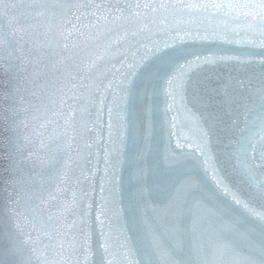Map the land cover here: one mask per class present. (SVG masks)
Segmentation results:
<instances>
[{
    "label": "snow or ice",
    "instance_id": "snow-or-ice-1",
    "mask_svg": "<svg viewBox=\"0 0 264 264\" xmlns=\"http://www.w3.org/2000/svg\"><path fill=\"white\" fill-rule=\"evenodd\" d=\"M26 9L22 21H9L6 29L0 26V60H3L5 53L10 57L19 54L36 79L43 75L44 69L59 71L80 56L82 50L93 47L90 58L83 65V71L90 72L111 53L117 43L131 37H143L137 48L124 50L125 56L120 62L121 67L127 68V80L130 81L135 69L147 61V54L153 51L154 45L156 52L161 51V42L152 37L158 31L168 30L171 34L170 21L180 23L174 29L175 36H171L173 41H183L193 34L197 38L211 35L221 40H230L231 35L237 37V43L255 42L264 48V0H28ZM10 41L15 42L14 49L9 47ZM169 46L165 40L164 47ZM261 63L264 64V60ZM196 67V61L190 60L179 65L166 80L164 92L168 98V134L172 144L164 150V162L170 167L185 160L197 165L216 194L264 227V210L255 209L242 192L227 182L217 165L209 128L201 122L200 116L186 108L187 80ZM113 68L120 71L115 65ZM77 80L80 82L77 83ZM90 86V80L72 76V89L78 90V95L84 97L81 112L85 114H89L85 90ZM108 112L112 152L106 151L105 158L107 160L109 155L116 158L113 164L115 169L116 165L122 163V146L128 134L127 115L123 108L115 115L111 108ZM178 115L189 122L191 138L187 133L177 134ZM51 123V120H43L37 126L34 121H23L26 131L23 135L24 145L19 150L22 154L26 150L29 160L35 157L34 163L38 165H42L50 153V142L60 135L55 128L48 133ZM152 132L149 109L134 172L138 181L145 175L139 161L150 150ZM251 149L254 160L258 154L264 155V136L259 144L253 143ZM245 174L257 195L264 199V176L258 178L251 170ZM67 175L65 171L62 179ZM60 191L58 186L57 192ZM116 192L118 188L113 186L105 201V215L110 213L106 225L101 221L100 211L97 212L99 238L95 243L85 219L88 214L77 213L75 192L71 200H60L46 216L30 212L29 204L39 197L41 205L47 206L49 201L56 199L55 195L43 197L28 190L18 192L16 210L13 212L16 234L10 237L12 246L9 251L30 249L37 264H96L97 255L102 256V264H144L137 257L132 239L122 223V213L115 202ZM192 194L198 195L192 201L190 242L187 247L184 239L176 235L174 226H157L155 223L165 210L149 205L150 211L142 219L143 241L151 257L148 264H173L177 250L184 255L179 264H255L248 253L249 248L257 246L251 230L246 229L238 219L228 216L227 209L213 205L215 195L205 189L200 176L185 173L176 183L174 199L183 201ZM166 240L172 243L167 244ZM259 248L264 254V237L259 241ZM28 264H32V261L29 260Z\"/></svg>",
    "mask_w": 264,
    "mask_h": 264
},
{
    "label": "water",
    "instance_id": "water-1",
    "mask_svg": "<svg viewBox=\"0 0 264 264\" xmlns=\"http://www.w3.org/2000/svg\"><path fill=\"white\" fill-rule=\"evenodd\" d=\"M27 3L28 0H0V26L6 29L9 21H22ZM170 24L171 34L168 30L158 31L152 37L161 42V51L156 55L167 60L154 71L152 77L160 107L163 108L167 78L179 65L195 60L197 67L188 77L185 103L209 128L217 165L223 169L229 162L235 164L239 149L251 151V145L259 144L264 136V64L261 63L264 60V48L255 42L237 43V37L231 35L230 40H221L211 35L208 38H197L193 34L183 41H173L171 36H175L174 29L180 23L170 21ZM165 40L170 45L167 48L164 47ZM9 47L14 49L15 42L10 41ZM173 52L180 56L168 59ZM151 64V60L147 61L140 73H146ZM71 85L72 76L64 71L44 69L43 75L36 79L32 76V69L19 58V54L10 57L5 53L3 60H0V264H28L29 260L37 264L30 249L9 251L12 246L10 237L16 234L13 212L16 210L17 193L28 190L40 194L47 187L46 178L52 171L50 167L34 163L35 157L29 160L26 150L23 154L19 150L24 145L25 119L34 121L37 126L43 120H51L48 133L53 128L60 133L50 143L57 149L56 166L62 165L69 177L68 183L64 185L68 190L66 200L72 199L73 192L77 194V213L88 214L85 219L91 228L94 243L99 238L97 212L100 211L101 221L106 225L110 213L105 215L104 205L113 186L118 188L115 202L122 213V223L129 229V201L133 190L142 187L153 150L156 147L163 149L167 144L163 111L157 110L156 99L152 96L153 89L149 87L142 97H135L125 111L128 134L122 146V163L114 169L116 158L111 155L107 160L105 158L106 151L112 152L107 111L100 119L94 114L82 113L81 101L84 97L79 96L78 90L72 89ZM149 109L153 130L151 146L146 156L139 161L140 167L145 169V175L138 181L134 172L143 144ZM225 177L227 182L239 190L227 175ZM200 179L205 189L215 195L213 205L227 209L228 216L238 219L246 229L251 230L257 246L249 248L248 253L255 264H264V254L259 248V241L264 237V227L216 194L202 174ZM247 180L253 195L259 197L248 176ZM128 235L137 257L148 264L151 257L145 246L134 241V231L129 230ZM95 259L96 264H102L101 255Z\"/></svg>",
    "mask_w": 264,
    "mask_h": 264
},
{
    "label": "clouds",
    "instance_id": "clouds-1",
    "mask_svg": "<svg viewBox=\"0 0 264 264\" xmlns=\"http://www.w3.org/2000/svg\"><path fill=\"white\" fill-rule=\"evenodd\" d=\"M143 39V37H131L117 43L113 46L111 53L106 55L90 72H84L83 65L90 58L91 52L94 50L93 47L82 50L80 56L74 61H70L68 66L59 71L67 72L70 76H82L91 81L90 88L85 90L86 102L88 104L89 115L94 114L97 119L102 118L105 110L109 115L108 110L110 108L113 115L120 111L121 108L127 111L131 101L135 97H142L147 89L152 87V96L156 99L157 110L163 111L164 125L167 131V144L163 149L156 147L153 150L148 172L142 181V187L133 190L129 201L128 219L130 227L127 231H134L136 233L134 241L144 245L142 219L144 214L150 211L149 205H151V208L165 210L164 214L155 221L157 226L160 224L174 226L176 235L184 239L185 246L187 247L190 242L189 230L193 212L192 201L198 194H192L186 200L177 201L174 199L175 186L179 178L185 173L198 176L202 173L197 165L187 160L177 166L170 167L165 164L163 159L165 148L172 144V140L168 134L169 114L166 110L168 98L166 95L164 96L163 108L161 109L159 96L156 91V84L152 77L154 71L160 67L162 63H166L167 60H162L156 55V46L154 45L153 51L147 54V61L151 60L152 64L148 66L146 73H140V69L142 66L146 65L147 61L142 62L140 66L135 69V74L132 76L131 80L128 81V70L126 67H121L120 62L125 56L124 50L126 48L129 50L137 48L140 41ZM179 56V53L173 52L168 59ZM114 65L120 69L119 72L113 68ZM138 73L140 74L138 75ZM79 82L78 80V83ZM186 108H188L187 105ZM191 112L197 115L194 111L191 110ZM185 133L191 138L192 132L189 122L186 121L182 115H178L177 134L183 135ZM56 150V146H51L50 153L45 157L44 163L40 165L41 167H50L52 169L51 174L46 178L47 187L40 194H42L43 197L55 195L56 199L49 201L47 206H42L40 198H34L30 212L34 211L37 215L43 214L46 216L49 210H54L60 200L67 199L68 190L64 185L68 183L69 177H64L62 179L64 168L62 165L60 167L56 166ZM222 170L224 174L236 184L240 192L248 197L250 204L255 209L258 211L264 210V199L253 195L250 182L247 180V176L244 175L247 170H251L258 178L264 176V155L258 154V158L254 160L252 159V150L242 149L235 164L229 162L221 171ZM58 186L61 189L60 192H57ZM166 243L171 244L172 241L166 240ZM183 258V253L177 250L173 257V264H179ZM153 260H155V257H153Z\"/></svg>",
    "mask_w": 264,
    "mask_h": 264
}]
</instances>
